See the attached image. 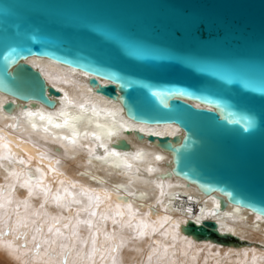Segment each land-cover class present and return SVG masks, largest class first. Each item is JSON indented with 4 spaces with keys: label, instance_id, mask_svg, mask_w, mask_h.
<instances>
[{
    "label": "water",
    "instance_id": "95a60500",
    "mask_svg": "<svg viewBox=\"0 0 264 264\" xmlns=\"http://www.w3.org/2000/svg\"><path fill=\"white\" fill-rule=\"evenodd\" d=\"M34 56L85 74L134 123L175 125L172 137L133 131L170 156L161 177L212 197L215 213L264 217V0H0V93L15 99L5 113L55 107L60 92L25 62ZM182 230L242 245L212 220Z\"/></svg>",
    "mask_w": 264,
    "mask_h": 264
},
{
    "label": "bare ground",
    "instance_id": "6f19581e",
    "mask_svg": "<svg viewBox=\"0 0 264 264\" xmlns=\"http://www.w3.org/2000/svg\"><path fill=\"white\" fill-rule=\"evenodd\" d=\"M25 62L60 94L54 108L5 113L15 99L0 93V264H264V217L230 205L215 213L212 197L161 177L170 156L133 135L172 137L175 125L134 123L82 72ZM120 139L127 150L112 146ZM205 220L242 245L182 230Z\"/></svg>",
    "mask_w": 264,
    "mask_h": 264
}]
</instances>
